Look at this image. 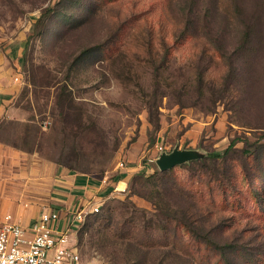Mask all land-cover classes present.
I'll return each instance as SVG.
<instances>
[{
  "label": "rangeland",
  "instance_id": "1",
  "mask_svg": "<svg viewBox=\"0 0 264 264\" xmlns=\"http://www.w3.org/2000/svg\"><path fill=\"white\" fill-rule=\"evenodd\" d=\"M49 8L45 36L36 24ZM0 103L9 105V145L45 168L47 201L63 172L106 184L138 168L127 187L76 201L101 208L81 225H69L75 206H46L85 262L183 264L173 247H141L121 228L164 223L163 196L151 191L209 174L178 165L160 181L163 154L201 157L235 142L216 172L247 186L243 150L256 162L264 155V0H0Z\"/></svg>",
  "mask_w": 264,
  "mask_h": 264
},
{
  "label": "trees",
  "instance_id": "2",
  "mask_svg": "<svg viewBox=\"0 0 264 264\" xmlns=\"http://www.w3.org/2000/svg\"><path fill=\"white\" fill-rule=\"evenodd\" d=\"M52 10H45L36 24V28L44 29L45 36L51 30L48 21ZM231 15L228 16L232 19ZM92 51L90 49L88 53ZM234 145L235 142L224 152L196 155L179 165H197L199 170L207 168L209 174L204 173L199 179L194 176L184 182L173 176L174 168L162 171V179L158 180L175 177L178 183V192L175 187H170L164 194L154 190L149 196L152 199L155 193L163 196V206L156 202L155 206L161 209L165 222L142 226L130 224L121 228L120 236L147 248L156 247L162 241L164 247H173L185 258L183 264H264V234L260 231L264 227V184L259 186L264 180V155L260 159L256 156V162L253 160L255 154L243 150L242 154L247 156L246 166L252 165L248 172L246 168L242 170L247 182L243 187L238 184L239 176L236 177L234 172H216L217 163L225 162ZM159 177L155 174L150 181ZM121 178L118 176L115 180ZM243 220H252L259 225L247 228L249 224L241 223ZM253 231H259L256 237L260 244L252 242Z\"/></svg>",
  "mask_w": 264,
  "mask_h": 264
},
{
  "label": "crops",
  "instance_id": "3",
  "mask_svg": "<svg viewBox=\"0 0 264 264\" xmlns=\"http://www.w3.org/2000/svg\"><path fill=\"white\" fill-rule=\"evenodd\" d=\"M30 161L27 151L9 145V105L0 103V227L5 218L11 216L15 222L28 228L42 212L47 210L48 204L59 208L76 207V201L82 204L87 202L86 199L98 198V195H105L114 188L120 189L125 185L127 187L126 180L130 177V173L138 170V168H126L121 172L120 181L111 180L106 184L103 183L104 181L98 184L88 179L80 180L76 175L63 172L60 179L54 183L55 187L49 188L51 196L47 201L46 188L40 185V182L46 179L45 168L31 166ZM49 171L57 173L60 168L57 164L50 163ZM31 173H35L37 177H32Z\"/></svg>",
  "mask_w": 264,
  "mask_h": 264
},
{
  "label": "built area",
  "instance_id": "4",
  "mask_svg": "<svg viewBox=\"0 0 264 264\" xmlns=\"http://www.w3.org/2000/svg\"><path fill=\"white\" fill-rule=\"evenodd\" d=\"M123 167L121 163L119 168ZM71 211L72 227L84 223L90 214H99L101 208L97 205L88 210L83 206ZM69 225L53 209L42 212L28 228L7 216L0 227V264H93L85 262L73 246Z\"/></svg>",
  "mask_w": 264,
  "mask_h": 264
},
{
  "label": "water",
  "instance_id": "5",
  "mask_svg": "<svg viewBox=\"0 0 264 264\" xmlns=\"http://www.w3.org/2000/svg\"><path fill=\"white\" fill-rule=\"evenodd\" d=\"M195 157L196 154H193L192 152L189 151H183V152L176 151L170 154H163L159 158L157 163L161 171H167Z\"/></svg>",
  "mask_w": 264,
  "mask_h": 264
}]
</instances>
